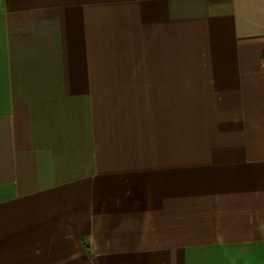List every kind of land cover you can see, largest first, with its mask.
<instances>
[{"label":"crops","instance_id":"crops-1","mask_svg":"<svg viewBox=\"0 0 264 264\" xmlns=\"http://www.w3.org/2000/svg\"><path fill=\"white\" fill-rule=\"evenodd\" d=\"M0 264H264V0H0Z\"/></svg>","mask_w":264,"mask_h":264}]
</instances>
